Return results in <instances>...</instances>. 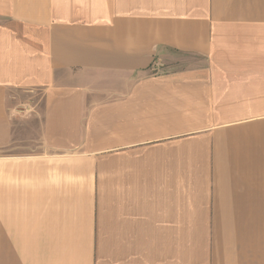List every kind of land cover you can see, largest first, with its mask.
I'll return each instance as SVG.
<instances>
[{"label":"crops","instance_id":"1","mask_svg":"<svg viewBox=\"0 0 264 264\" xmlns=\"http://www.w3.org/2000/svg\"><path fill=\"white\" fill-rule=\"evenodd\" d=\"M263 44L264 0H0V264H264Z\"/></svg>","mask_w":264,"mask_h":264},{"label":"rangeland","instance_id":"2","mask_svg":"<svg viewBox=\"0 0 264 264\" xmlns=\"http://www.w3.org/2000/svg\"><path fill=\"white\" fill-rule=\"evenodd\" d=\"M259 51H264V44L258 48ZM259 63V71L258 74L259 76H255L254 78H249L255 81L254 85L251 86H245L242 90H236L233 91V95H236L237 97H243L245 100H253L256 101L257 103L254 104H258L259 106H261V108L259 109H249V108H243V110H237V111H241L243 112L245 115H264V67H261V63L264 62H258ZM258 66V65H257ZM236 78V77H235ZM234 78V79H235ZM39 96L37 95L36 100H39ZM29 106L27 107V105H25L24 107H21L18 110H21L22 113H24L23 115H27L28 113H32L35 111H30L29 110ZM228 111H232V110H228ZM262 127H264V125H262Z\"/></svg>","mask_w":264,"mask_h":264}]
</instances>
